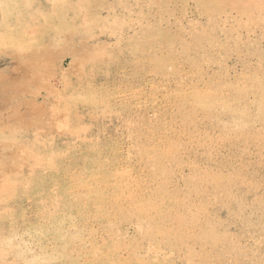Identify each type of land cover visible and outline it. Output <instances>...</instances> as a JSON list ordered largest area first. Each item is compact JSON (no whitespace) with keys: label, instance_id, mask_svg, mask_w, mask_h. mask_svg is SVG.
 I'll return each instance as SVG.
<instances>
[{"label":"rangeland","instance_id":"1","mask_svg":"<svg viewBox=\"0 0 264 264\" xmlns=\"http://www.w3.org/2000/svg\"><path fill=\"white\" fill-rule=\"evenodd\" d=\"M263 102L264 0H0V264H264Z\"/></svg>","mask_w":264,"mask_h":264},{"label":"bare ground","instance_id":"2","mask_svg":"<svg viewBox=\"0 0 264 264\" xmlns=\"http://www.w3.org/2000/svg\"><path fill=\"white\" fill-rule=\"evenodd\" d=\"M262 22V21H261ZM261 110H262V112L264 113V102L262 103V106H261ZM244 113V112H243ZM230 201V200H229ZM193 259V258H192ZM225 262V261H224Z\"/></svg>","mask_w":264,"mask_h":264}]
</instances>
